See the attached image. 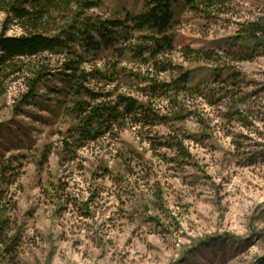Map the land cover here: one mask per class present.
I'll list each match as a JSON object with an SVG mask.
<instances>
[{
    "label": "rangeland",
    "instance_id": "374dc122",
    "mask_svg": "<svg viewBox=\"0 0 264 264\" xmlns=\"http://www.w3.org/2000/svg\"><path fill=\"white\" fill-rule=\"evenodd\" d=\"M188 1L172 0L174 50L158 59L189 71L193 90L158 92L180 74L122 52L140 33L87 57L85 68L107 79L90 80L80 101L133 98L150 107L149 120L122 117L83 137L76 101L52 91L62 87L58 78L22 108L25 84L8 83L0 98V264H264V47L239 38L241 24L264 18V0H222L206 14ZM144 7L103 0L88 14L113 19ZM21 33L8 25V36ZM189 47L219 60H187ZM252 47V60H232ZM48 60L61 67V57Z\"/></svg>",
    "mask_w": 264,
    "mask_h": 264
},
{
    "label": "trees",
    "instance_id": "16d2710c",
    "mask_svg": "<svg viewBox=\"0 0 264 264\" xmlns=\"http://www.w3.org/2000/svg\"><path fill=\"white\" fill-rule=\"evenodd\" d=\"M223 2L189 0L188 7L195 14H206L221 7ZM102 7L103 0H0V14L6 15L0 33V98L7 94L8 83L18 78L26 86L19 105L22 108L37 98L42 84L47 85L49 79L56 77L62 87L52 91L58 97L76 101L72 117L78 120L77 127L83 137L108 130L111 123L122 117L139 116L149 120L150 107L133 98L120 96L114 106L104 103L92 106L87 101H80L90 94V80L97 77L107 79L101 71L89 72L85 68L88 55L99 51L101 46H116L123 37L133 40L136 33H140L136 38L139 43L122 52L155 62L160 72L178 71L180 74L173 83L163 84L161 89L155 84L152 88L163 93L189 88V71L175 67L171 61L158 59L174 50L172 0H145L142 12L137 15L127 13L120 18L106 19L88 14ZM12 22L21 29V35H7L8 25ZM239 34V38L255 46L262 43L264 47V18L241 24ZM254 48L240 50L232 60H252L250 54ZM183 55L195 62L214 63L219 60V54L213 51L203 52L190 47L183 51ZM49 56L61 57V67L55 69L48 60ZM230 72L228 79L234 77L231 69ZM189 89L193 90L192 87ZM93 98L97 100L94 95ZM234 116L242 117L243 114L236 111ZM104 125H107L105 129Z\"/></svg>",
    "mask_w": 264,
    "mask_h": 264
},
{
    "label": "water",
    "instance_id": "95a60500",
    "mask_svg": "<svg viewBox=\"0 0 264 264\" xmlns=\"http://www.w3.org/2000/svg\"><path fill=\"white\" fill-rule=\"evenodd\" d=\"M263 260H264V257H263V258H260V259L258 260V262H259V261H263ZM255 264H256V263H255Z\"/></svg>",
    "mask_w": 264,
    "mask_h": 264
}]
</instances>
